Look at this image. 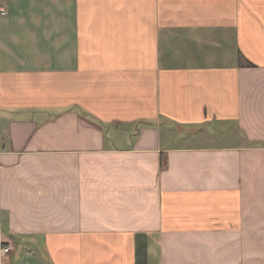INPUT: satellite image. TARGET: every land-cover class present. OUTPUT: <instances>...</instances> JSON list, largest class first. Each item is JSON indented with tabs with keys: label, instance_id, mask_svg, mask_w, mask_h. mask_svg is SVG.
Returning a JSON list of instances; mask_svg holds the SVG:
<instances>
[{
	"label": "crops",
	"instance_id": "0c3cea01",
	"mask_svg": "<svg viewBox=\"0 0 264 264\" xmlns=\"http://www.w3.org/2000/svg\"><path fill=\"white\" fill-rule=\"evenodd\" d=\"M0 215V264H264V0H0Z\"/></svg>",
	"mask_w": 264,
	"mask_h": 264
},
{
	"label": "built area",
	"instance_id": "2783aa9c",
	"mask_svg": "<svg viewBox=\"0 0 264 264\" xmlns=\"http://www.w3.org/2000/svg\"><path fill=\"white\" fill-rule=\"evenodd\" d=\"M1 223H2V219H1V215H0V227H1ZM9 251H10V247L9 246H2L0 244V254H5V253H8Z\"/></svg>",
	"mask_w": 264,
	"mask_h": 264
}]
</instances>
